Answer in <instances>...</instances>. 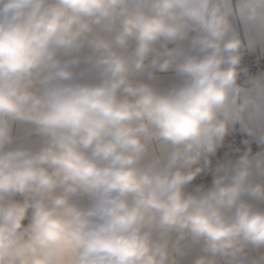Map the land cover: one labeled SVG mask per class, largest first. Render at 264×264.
I'll list each match as a JSON object with an SVG mask.
<instances>
[{
	"label": "clouds",
	"instance_id": "clouds-1",
	"mask_svg": "<svg viewBox=\"0 0 264 264\" xmlns=\"http://www.w3.org/2000/svg\"><path fill=\"white\" fill-rule=\"evenodd\" d=\"M0 264H264V0H0Z\"/></svg>",
	"mask_w": 264,
	"mask_h": 264
}]
</instances>
